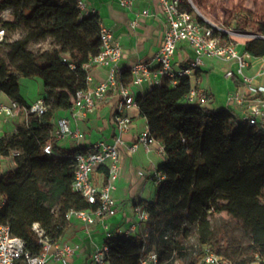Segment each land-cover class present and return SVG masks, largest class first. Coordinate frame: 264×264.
<instances>
[{"label":"trees","instance_id":"obj_1","mask_svg":"<svg viewBox=\"0 0 264 264\" xmlns=\"http://www.w3.org/2000/svg\"><path fill=\"white\" fill-rule=\"evenodd\" d=\"M64 3L0 0V12L12 11V20L1 24L6 36L0 41L5 51V56L0 53V91L28 105L20 95L19 80L37 77L47 105L42 115L28 116L27 126L19 125L0 135V153L21 152L16 157L17 167L0 177L4 197L0 222L8 223L11 233L22 238L34 254L41 251L34 223L58 239L69 225L64 212L89 207L72 189V152L59 156L42 150L47 140L59 150L51 138L52 119L58 110H70L76 93L86 89L82 65L100 48L97 15L70 19L62 11ZM248 18L246 12L234 17L237 32L245 31ZM17 31L21 34L8 41L9 34ZM254 32L264 34V22L256 21ZM46 40H50L48 49L36 52L29 48L31 43ZM242 50L252 57H263L264 39L247 40ZM121 79L131 82L129 69L121 70ZM191 84L188 76L175 85L164 77L159 85L135 96L139 115L163 145L165 159L157 169L165 179L157 185L152 201L136 203L150 216L148 237L119 238L110 248L112 264H139L144 244L150 248L156 243L169 255L179 240L188 236L194 237L195 253L183 257H189L190 264H199L206 248L213 249L215 227L221 226L236 241L225 254L232 264H253L256 255H264V207L259 203V198H264V134L252 126H235L226 108L208 110L185 104ZM97 171L107 174L106 167ZM167 231L176 233L178 239L164 241Z\"/></svg>","mask_w":264,"mask_h":264},{"label":"built area","instance_id":"obj_2","mask_svg":"<svg viewBox=\"0 0 264 264\" xmlns=\"http://www.w3.org/2000/svg\"><path fill=\"white\" fill-rule=\"evenodd\" d=\"M73 1L78 11V19L93 15L86 11L83 0ZM136 1L146 0H118V3L121 7L130 9ZM159 4L166 17V27L161 45L151 61H137L132 64L130 83L127 84L121 79V44L115 39L113 32L101 21L98 22L99 51L82 65L86 72L87 87L76 93L71 108L74 118L78 114L93 113L98 103L106 101L110 91L115 90L118 96L111 117V122L116 130L113 140L111 142L99 140L88 146L79 147L71 155L74 160L72 189L86 200L89 207L85 209L69 208L64 212V218L67 221L77 220L87 231L90 226L98 223L105 228L104 241L94 247L90 264H112L110 248L117 243L119 238L137 235L145 239L149 235L150 216L138 204L134 207L138 223H133L124 229L111 230L108 228L107 222V219L117 212V203L111 191L114 189L120 173L121 149L127 147L128 152L133 153L139 145L148 149L156 142L147 124L131 145H127L125 142L124 134L131 125V118L126 110L137 107L131 86L141 85L151 77L155 79V85H159L164 77H168L171 84L175 85L181 77L188 76L192 84L184 97V103L203 107L210 101L211 94L199 86L200 81L196 72L204 65L205 58L219 59L230 64V68L224 72V77L236 79L244 89V91H239V88H235L227 95L226 109L232 114L231 120L235 126H252L264 134V56L252 57L249 52L242 50L245 41L256 38L264 39V34L256 32L239 34L244 41L235 42L229 38L227 32L216 30L212 26L196 21L191 12L183 8L182 0H159ZM147 14L146 9L141 11V15ZM137 23V19L132 20V27H135ZM3 32L4 30L1 28L0 41ZM180 46L191 51L192 59L185 62L175 60ZM253 59L258 60L255 73L252 76L244 74L245 68H255ZM63 61H66V57L63 58ZM231 65L236 66V73ZM94 66L106 67L107 75L104 79L91 85L90 70ZM46 109L47 105L42 98H38L28 105L14 99H9L8 103L0 102V135L4 134L3 125L12 124L14 131L17 127L14 124L15 121L18 120L20 125L27 126L30 114L40 116ZM51 138L57 140L73 138L79 141L85 138V134L79 129L73 130L69 118L60 117L55 128L51 131ZM42 150L46 154L57 155L51 140L43 143ZM160 150L164 153L162 144ZM20 154L19 150H11L7 155L0 153V177L17 167L16 157ZM98 167L107 169V174L104 175V181L100 186L92 180V173ZM164 179L165 174L155 168L152 173L154 183L158 185ZM3 203L4 197L0 194V207ZM32 228L41 247V251L37 254L26 248L22 238L11 233L8 223L0 222V264H51L52 261L68 264L74 257L78 250L77 244L68 241L58 243L57 239L47 235L38 223H34ZM156 236H158L157 233ZM162 239L173 242L178 239V235L167 231ZM194 243L192 236L180 239L169 255L163 254L162 248L156 243H153L150 248L144 244L139 254V264H179L184 255L195 253ZM200 262L201 264H232L228 257L217 253L210 247L206 248L205 255ZM253 264H264V255H256V261Z\"/></svg>","mask_w":264,"mask_h":264},{"label":"crops","instance_id":"obj_3","mask_svg":"<svg viewBox=\"0 0 264 264\" xmlns=\"http://www.w3.org/2000/svg\"><path fill=\"white\" fill-rule=\"evenodd\" d=\"M83 2L86 11L97 15L99 21L113 32L115 39L121 44V70H130L132 64L137 61H151L161 45L166 27V17L162 12L159 0L136 1L130 9L121 7L118 0H83ZM144 9L148 11L147 15H141V11ZM62 11L70 19L78 14L73 0L65 1ZM134 19H137L138 23L135 27H132L131 22ZM190 59H192L191 51L184 46H180L175 60L185 62ZM211 60L205 58L204 65L197 70L196 74L200 81L199 86L211 94V105L204 107L208 110H215L218 108L214 104L215 102H213V95L203 85V78L206 72H215ZM231 66L233 67L234 65ZM90 74L92 76L91 85H94L106 77L107 68L104 66H94L91 68ZM154 85L155 79L151 77L150 79H146L141 85L131 86V92L135 97L137 94L146 93ZM40 86L37 84V89ZM234 86L237 88L235 83ZM242 91H244L243 88ZM19 92L27 104L33 103L38 98H43L44 95L41 94L42 92H36L33 96H25L22 94L20 87ZM228 94L225 97V108L227 107ZM117 97L115 90L110 91L106 101L98 103L93 113L78 114L76 118L72 116L71 109L58 110L52 119V128H55L57 120L60 117H67L70 119L71 128L82 131L85 134V138L79 141L73 138L60 140L53 138L59 149L56 150L54 148L56 154L67 156L70 152L73 154L79 147L88 146L99 140L111 142L116 135L111 117ZM8 101L9 97L0 91V102L8 103ZM126 113L131 118V125L129 130L124 134V139L127 145H131L137 135L145 128L147 121L139 115L137 107L127 109ZM16 123H19L18 120L14 122V124ZM12 131V124L3 125V133ZM160 146L161 144L156 141L148 149L139 145L133 153L128 152L127 147L121 149L119 161L120 173L115 182L114 189L111 191L117 203V212L114 216L107 219L108 228L111 230L124 229L133 223H138L137 215L134 212L136 203L140 200L152 201L154 199L157 185L152 180V173L165 159V153L161 152ZM92 180L100 186L104 181V175L96 170L92 173ZM104 237L105 228L102 224L92 225L87 231L82 224L73 219L69 221V225L64 229L57 242L61 244L68 241L78 245V250L68 264H90V257L94 247L102 244ZM51 264L63 263L52 261ZM187 264H190V262Z\"/></svg>","mask_w":264,"mask_h":264},{"label":"rangeland","instance_id":"obj_4","mask_svg":"<svg viewBox=\"0 0 264 264\" xmlns=\"http://www.w3.org/2000/svg\"><path fill=\"white\" fill-rule=\"evenodd\" d=\"M183 8L190 9L192 16L196 21L200 23L214 27L216 30L227 32V35L232 41L242 42L243 38L239 34L254 33V25L256 21L264 22V0H182ZM239 12L249 13V18L246 22L245 31L237 32L234 27V17ZM12 20V11L6 9L0 12V29L2 22ZM21 34L20 31L10 33L8 41L11 38L18 37ZM3 36L6 33L3 32ZM50 40L31 43L29 48L33 51H43L50 48ZM1 55L5 56L3 45H0ZM212 66L214 67V73L211 71L206 72L203 78V85L212 93L213 102L217 105L218 109H225V97L226 94L235 90L233 80L231 78L224 77V72L230 68L229 63H224L219 59H212ZM255 68L244 69V74L252 76L255 73L258 65V60L253 59ZM236 73V66L232 67ZM37 84L39 89H37ZM19 87L25 96H33L36 92L43 94L42 81L37 78L22 77L19 80ZM242 91V88L239 90ZM211 102H207L204 106H210ZM17 126L20 125L16 123ZM11 129V128H9ZM259 203L264 207V198H259ZM191 241V240H190ZM213 250L219 252L221 255H225L231 249L236 246L235 239L225 229L224 226L215 227L214 237L212 239ZM189 257H183L179 264H187ZM201 264V262H199Z\"/></svg>","mask_w":264,"mask_h":264}]
</instances>
